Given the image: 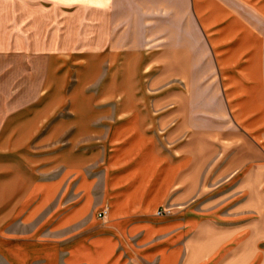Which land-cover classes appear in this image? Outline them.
I'll use <instances>...</instances> for the list:
<instances>
[{"label":"crops","instance_id":"crops-1","mask_svg":"<svg viewBox=\"0 0 264 264\" xmlns=\"http://www.w3.org/2000/svg\"><path fill=\"white\" fill-rule=\"evenodd\" d=\"M86 1L142 26L165 98L113 118L93 176L1 166L0 264H264V0Z\"/></svg>","mask_w":264,"mask_h":264},{"label":"rangeland","instance_id":"rangeland-1","mask_svg":"<svg viewBox=\"0 0 264 264\" xmlns=\"http://www.w3.org/2000/svg\"><path fill=\"white\" fill-rule=\"evenodd\" d=\"M93 5L0 0V168L52 174L82 166L93 176L113 118L165 98L138 55L142 26L130 32L126 15L105 24Z\"/></svg>","mask_w":264,"mask_h":264},{"label":"built area","instance_id":"built-area-1","mask_svg":"<svg viewBox=\"0 0 264 264\" xmlns=\"http://www.w3.org/2000/svg\"><path fill=\"white\" fill-rule=\"evenodd\" d=\"M105 215H106V209H102L101 211H99V212L97 213V217H98L99 219H102L103 217H105Z\"/></svg>","mask_w":264,"mask_h":264}]
</instances>
